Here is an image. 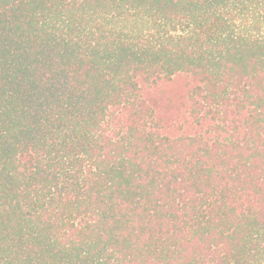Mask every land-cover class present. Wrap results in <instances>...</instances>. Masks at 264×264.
Segmentation results:
<instances>
[{"label":"trees","instance_id":"obj_1","mask_svg":"<svg viewBox=\"0 0 264 264\" xmlns=\"http://www.w3.org/2000/svg\"><path fill=\"white\" fill-rule=\"evenodd\" d=\"M0 264H264V0H0Z\"/></svg>","mask_w":264,"mask_h":264}]
</instances>
